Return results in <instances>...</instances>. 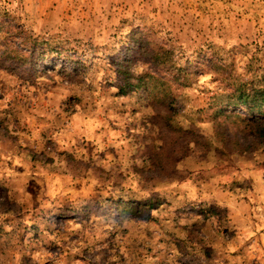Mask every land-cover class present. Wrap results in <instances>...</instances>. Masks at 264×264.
I'll use <instances>...</instances> for the list:
<instances>
[{"label":"rangeland","instance_id":"rangeland-1","mask_svg":"<svg viewBox=\"0 0 264 264\" xmlns=\"http://www.w3.org/2000/svg\"><path fill=\"white\" fill-rule=\"evenodd\" d=\"M262 84L264 0H0V264H264Z\"/></svg>","mask_w":264,"mask_h":264},{"label":"trees","instance_id":"trees-1","mask_svg":"<svg viewBox=\"0 0 264 264\" xmlns=\"http://www.w3.org/2000/svg\"><path fill=\"white\" fill-rule=\"evenodd\" d=\"M230 104L240 111L235 117L251 121L256 125L257 136L264 137V84L252 87L249 91L238 89Z\"/></svg>","mask_w":264,"mask_h":264},{"label":"snow or ice","instance_id":"snow-or-ice-1","mask_svg":"<svg viewBox=\"0 0 264 264\" xmlns=\"http://www.w3.org/2000/svg\"><path fill=\"white\" fill-rule=\"evenodd\" d=\"M147 217L145 216V219H146Z\"/></svg>","mask_w":264,"mask_h":264}]
</instances>
